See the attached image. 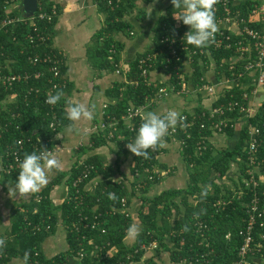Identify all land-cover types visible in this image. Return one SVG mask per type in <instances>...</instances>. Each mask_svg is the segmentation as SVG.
<instances>
[{
	"label": "trees",
	"instance_id": "1",
	"mask_svg": "<svg viewBox=\"0 0 264 264\" xmlns=\"http://www.w3.org/2000/svg\"><path fill=\"white\" fill-rule=\"evenodd\" d=\"M95 1L100 11L104 12L105 20L103 26L93 35V41L88 52L89 57L96 68L114 70L116 68L115 63L120 61L118 52L122 48V43L116 39L115 34L118 32L130 34L134 24L126 18V15L136 8L138 0H121L120 2L114 0L113 4L109 3V0ZM145 1L150 2L152 0ZM39 2L40 5L48 9L55 6L60 14L61 8L57 2L52 0H39ZM256 2L257 0H240L234 8L241 9L242 15L248 18L249 11ZM217 4L221 12V1L218 0ZM180 12L181 10L175 9L172 3L166 7L165 12L161 13L157 19L154 47L144 52L160 49L163 46L161 42L163 33L175 34L183 30H191L190 26L184 25L182 21L175 18V15L178 16ZM59 14L51 21L40 20L38 23L41 30L49 34L46 43L38 40L30 41L28 34L33 32V25L30 21H22L16 26H10L8 30L2 29L0 31V60L5 64L8 63L9 68L7 67V69L31 72L44 69L46 73L41 79L32 77L29 80H21L12 87H6L0 80V154L6 155L9 145L16 144L18 139L24 141V152L29 154L33 151L36 152V146H53L49 141L71 122L67 119L64 108L66 99L64 97L53 106L45 101L46 87L48 86L47 76L50 75V71L47 69L48 65H36L28 59L31 54L42 52L50 46L54 47L52 37ZM146 15L147 11L140 8L137 18L143 20ZM250 24L254 25L253 22ZM112 45L117 48L118 52L111 57L110 48ZM54 49L56 48L54 47ZM212 53L217 62L219 77L234 78L242 69L239 64H237L236 69H232L229 67V63L222 61L235 53L233 49L217 48L212 49ZM61 54L64 56L62 52ZM141 54L130 61L126 81H116L105 89V93L112 98L108 102L106 113L120 117L131 103H145L149 97L158 91L161 85L165 84L164 82L150 83L140 75L138 57ZM201 59L203 57L196 54L191 62L194 67L193 84L197 88L207 82L203 76ZM204 59L207 60L205 57ZM173 64L174 62L170 64L168 71L171 74L175 89H179L181 79L176 70L173 69ZM157 65H160V62L157 61L155 67ZM61 69L64 74L66 72L64 62ZM37 85L42 90L36 96L35 92H29V88ZM66 87H60L57 90L65 91ZM242 91L241 83L235 85L222 93L213 104L216 105L228 100L232 93L237 97H242ZM11 94H15V99L6 101ZM204 109L205 106L202 103L195 108L194 126L190 129L192 131L191 136L186 137L182 131L179 134L186 141L184 149L181 150L189 176L185 186L167 187L154 194L148 193L154 183L161 182L163 177L172 172L171 165L165 166L159 161L157 156L161 150L159 147L156 150H148L149 159H145L143 156L137 157L135 154L131 156V176L129 179H127L128 177L113 178L119 167L104 163L97 154L81 157L89 149L107 143L105 130L100 129L92 135L91 144L79 146L76 151L78 157L70 168L59 172L50 183L38 192L42 195L40 201L34 199L37 194L35 193L29 201L22 203L23 209L20 208V205L13 209L12 235L10 239L6 240V247L0 250V264H13L12 257L20 256L23 258L26 251L30 252L27 264H31L36 258H39L44 264L51 262L70 264L71 257L76 256L82 246L88 250L82 259L85 264H129L131 261H140L144 255V250L136 251V249L143 242L153 240L158 241L156 251L168 250L170 260L175 264H185L183 262L185 258L206 252H208L207 257L211 260L206 264H232L238 258L239 247L243 241L240 230L247 225L245 219L248 216V205L246 203L249 204L251 197L254 196V191L257 190V195L261 203L264 204V181L259 182L257 189L246 187L242 181L245 176H248L247 168L250 166V153L248 151L250 127L248 124H244L237 130L235 120H230L221 133L232 139L231 144L216 148L210 140L206 150L196 152L198 140L212 136L216 132L212 126V121L202 114ZM54 113H56V118H54ZM227 114L234 118L242 115L238 109L228 111ZM52 120H55V128L50 125ZM202 122H205L207 127L202 128ZM249 122L259 128L257 134L259 145L254 156L259 162L258 170L264 174V97L255 113L250 116ZM137 133L138 131L134 133V139ZM131 134V131L123 128L124 137L116 139L121 149L127 154L130 150L124 145ZM235 162L238 163L239 168L238 181L234 179V174H230ZM88 164H93L94 167L80 183L85 209L91 213L93 211L101 213L100 220L106 227V231L101 232V230L86 228L83 232L86 236L82 237V234L79 235L75 229H72V224L78 220L80 213L77 204L78 192L73 182L82 174ZM146 168H149L153 173L156 168H169L170 170L164 174L154 173L153 177L149 178L150 172L146 171ZM19 170H14L7 175L17 182ZM256 175L258 176L259 173L256 172ZM226 177L233 179L235 188L227 184ZM90 180H98L95 190L85 188V184H88ZM62 182L66 183L68 193L61 203H55L50 197V193L56 184ZM138 182L140 185L137 186ZM208 185H211L210 191L206 198H202L201 191ZM240 187L243 188L241 196L239 195ZM109 192L115 193L118 199L110 200L108 198ZM122 195H126L132 209H134V202L140 201L138 202L140 205L138 213L136 212L133 217L124 212L112 211L111 206L119 205ZM221 197L226 199L224 206L214 205V202ZM197 218L208 224L199 232L193 224ZM60 220L66 226L69 247L52 257H47L42 252V243L48 235L55 233ZM136 220L140 223V234L133 243L127 244V229ZM259 220L263 221V224L260 222L255 224L254 245L262 242L264 248V238L262 237L264 215ZM37 224L40 225V228L37 227ZM185 225L188 226L189 231L183 230ZM228 231L231 232L230 238L226 237ZM91 236L94 237L96 243L104 246L102 251L97 250L93 256L90 255V249L94 244L88 242V238ZM108 248H116V250L113 254L104 256ZM36 250L40 251V256L35 255ZM262 255V264H264V250ZM139 264L164 263L149 258L145 263Z\"/></svg>",
	"mask_w": 264,
	"mask_h": 264
},
{
	"label": "built area",
	"instance_id": "2",
	"mask_svg": "<svg viewBox=\"0 0 264 264\" xmlns=\"http://www.w3.org/2000/svg\"><path fill=\"white\" fill-rule=\"evenodd\" d=\"M23 0H0V31L2 29L8 30L10 26H16L19 22L30 21L33 25V32L28 34L30 41L35 42L36 40L46 43L49 39V34L41 30L38 23L40 20H49L51 21L56 17L59 12L55 6L51 9H48L38 2L37 10L33 15H26L21 10ZM120 2L121 0H116ZM222 3V11L220 12L219 5L216 3L214 6L215 19L219 26V31L215 36L214 42L209 46L203 48H197L193 45H189L184 40L185 33L190 30H183L176 32L175 34L163 33L161 36V42L163 46L158 50H151L142 53L138 57V67L140 69V75L150 83H156L151 80V72L155 67L156 62H160V65L169 69L170 64H173V69L176 70L178 77H180L181 87L178 90V93L189 91L190 87L185 80L183 63L185 60H189L191 66V73H193L194 67L192 65V59L196 54L201 55V64L204 65L208 60H215L212 49L217 48H228L233 49L234 54L231 57L224 58L222 61L229 63V67L232 69L237 68L239 64L242 69L237 73V76L234 78H228V80H236L238 84L241 83L243 88L242 97L235 96L234 93L231 94V98L225 100L219 104H212L211 106H205V109L202 111V114L212 121V126L216 130L215 133H221L224 128L228 125L230 120H235L237 122L239 117H233L230 114H227L228 111H233L238 109L242 115H246L247 119L244 124H248L250 127V139H249V168H247L248 176H245L242 181H244L246 187H252L257 189L259 182L264 181V174L258 170L259 162L256 160L254 153L258 148L259 140L257 134L259 133V128L252 125L249 122V118L253 115L257 108L254 107L255 103L259 106L262 100H255L256 96L259 95L262 91L264 93V0H257L256 4L250 9L248 18H245L242 15L241 9L234 8L240 0H220ZM109 3L113 4L114 0H109ZM250 22H253L254 25H251ZM131 33H134V30H130ZM237 37L235 38V36ZM111 57L118 52L117 48L112 45L110 48ZM207 58L206 59H204ZM29 61L33 64H47V69L50 71L48 78V86L46 87L45 101L49 93L55 94V91L60 87L67 86V79L65 78L61 65L64 62V56H62L60 51L54 49L50 46L42 52H37L31 54L28 57ZM121 62L118 61L115 63L116 72L120 73L123 71ZM217 66V62L215 64ZM9 68L8 63H3L0 60V80L6 87H12L16 82L21 80H29L30 78L41 79L45 76L44 69H38L35 72L28 70L22 71H12ZM218 68V67H217ZM129 70V68H128ZM128 70L126 72H128ZM218 70V69H217ZM247 76V77H246ZM246 77V78H244ZM225 78V76H224ZM237 84V85H238ZM233 87V86H232ZM231 87V88H232ZM225 89L224 91H219L217 86L212 83L205 82L198 89H202L207 93L213 95L214 101L218 99L222 93L230 90ZM42 90L40 86H31L29 92H35L36 96ZM171 90H175V86H166L161 85L158 91L149 97L145 103L135 104L131 103L127 110L119 117L116 115L106 113V108L108 103L103 104V111L100 120L94 124V130L98 131L100 129L105 130V135L110 141H117L116 139H122L123 128L131 131V135L128 141L125 142V147L128 143L134 142V133L138 131L142 120L141 117L144 113L148 112L149 105L160 100L164 95H168ZM53 106V105H52ZM182 116L186 117L184 121V127L178 126L175 130H169L166 137L177 140L180 145V150L184 149L186 141L184 137H180L179 134L182 131L186 134V137H190L192 134V127L194 126L195 110L185 111L180 113ZM192 115V118H191ZM241 115V116H242ZM54 118H56V113H54ZM216 118H218L216 120ZM50 125L55 128V120H52ZM201 127H207L205 122L201 123ZM237 127V124H236ZM211 136H206L198 140L196 144V152H202L207 149L208 143ZM209 139V140H208ZM91 144V142H88ZM84 143L79 142L77 147L83 145ZM47 148L50 151L55 152L54 146H36V152L39 153ZM25 145L22 139H18L16 144L9 145L6 155L0 154V180L3 176L12 173L14 170L19 169V163L24 159ZM93 164H88L86 169L79 175L73 182V185L76 187L78 192V202L80 213L77 221L73 222L72 229H75L79 235L82 234V237H85L86 234L83 233L84 229H96L101 230V232L106 231V227L103 225V222L100 220L101 213L93 211L88 212L85 209V201L83 194L81 193L80 183L82 180L88 176ZM146 171L150 172L149 178L153 177L154 173H168L169 168L159 169L156 168L154 173L146 168ZM256 172L259 175H256ZM239 180V179H238ZM98 185V180H90L88 184H85V188H91L95 190ZM140 185L138 182L137 186ZM235 188V185L232 186ZM240 196L243 194V188L240 187ZM113 193V192H112ZM76 197V198H77ZM42 195L37 193L34 196L36 201H40ZM226 199L221 197L214 205L221 206L225 204ZM248 205L247 212L248 216L246 217L247 225L244 229L240 230V234L243 235L242 244L239 247L238 258L234 260L232 264H262L263 259L261 257L264 250L263 243L258 242L254 245L255 235L254 227L255 224L261 222V219L264 215V204L261 203L259 196L257 195V190L254 191V196L251 197L250 202L246 203ZM222 206V207H223ZM111 209L113 212L120 211L124 212L126 215L134 216V209L131 208L129 200H127L126 195L120 197L119 205H112ZM91 213V214H90ZM196 226V230L202 231L204 227L208 226L206 222L200 220L199 218L193 223ZM37 227L40 228V225L37 224ZM226 237H231V232L226 233ZM264 238V233H262ZM90 244L94 246L90 249V255L93 256L97 250H103L104 246L96 243L94 237L91 236L88 238ZM158 247V241L153 240L150 242H143L137 249L144 250V254ZM116 248H108L104 256L111 255L115 252ZM88 250L85 246H82L78 251L75 257V264H85L83 262V257L87 254ZM261 254V255H260ZM36 256H40V251H35ZM208 252L197 254L196 256H190L185 258L183 262L185 264H206L210 262V258L207 257ZM263 256V255H262ZM145 263V262H144ZM31 264H44L39 258H36ZM47 264H61V262H51ZM68 264V263H67Z\"/></svg>",
	"mask_w": 264,
	"mask_h": 264
},
{
	"label": "crops",
	"instance_id": "3",
	"mask_svg": "<svg viewBox=\"0 0 264 264\" xmlns=\"http://www.w3.org/2000/svg\"><path fill=\"white\" fill-rule=\"evenodd\" d=\"M52 1L60 4L61 8L58 20L54 26L55 30L52 37V45L64 55V64L66 65L64 76L67 79V87L65 91H63L64 98L66 101H72L74 103H86L89 107L93 104L96 106L93 120H81L75 122V126L81 130L79 133L66 134L65 129L69 124L73 123L71 121L62 131L49 141L54 147L62 150V152H59L56 156L61 161L62 170H66L70 168L78 157L77 152L72 156L73 152H75L74 150L78 149V143L82 142L85 145H89L88 142L91 141L92 135L96 132L93 128L94 124H96L102 116L103 104L112 100V98L105 93V89L116 81H126V71L130 68V61L144 52L149 45L146 44L148 41L146 40L145 32L142 30L147 24L145 19L139 20L135 16L133 17L129 14L126 15V18L133 22V24L136 23L140 33L135 37H128L125 35L127 33L124 32H118L115 34L116 39L122 43V48L118 53L120 55V62L123 71L118 73L115 70L116 68L114 70H100L91 63V58L89 57L88 52L93 41V35L104 24V12L100 11L95 0ZM167 2H169V0H167ZM169 4H167L166 7ZM20 11L25 13L23 7ZM131 30L133 29L131 28ZM153 45L154 44H151L150 47ZM215 64L216 62L211 59L208 60L206 64L202 65L203 76L208 83L215 84L219 91H224L225 89H229L238 84L236 80H228L226 77H219L217 66H215ZM183 68L184 76H187V79L185 80L188 83L190 90L181 93L177 92L180 89L171 90L168 95H164L160 100L150 104L148 111L157 112L161 115L165 114L169 109H175L179 113L185 111L191 112L195 110L200 103L207 107L214 103V98L211 93L198 89L193 84V74L191 73L189 60L184 61ZM151 80L153 82H164V85L169 87L173 85L171 74L161 65H157L152 70ZM258 96L259 95L255 98L257 102ZM14 99L15 94H11L6 101H13ZM254 107H258L257 103H255ZM64 108H66V103ZM244 119H247L246 115H242L238 118L236 122L237 130L240 129L238 124H240V127L244 125L246 121H243ZM219 135L220 134L215 133L210 138L215 147V140ZM57 136L60 138H57ZM164 139L166 146L161 148L157 156L161 164L165 166L171 165L172 172L170 175L163 177L161 182L154 183L151 186L149 193H156L167 187L185 186L188 183L189 176L187 173V166L182 157L179 142L168 137H165ZM227 139L231 144L232 139L228 137ZM92 154H97L106 164H112L113 166L119 167L113 178H130L132 163L131 156L133 153L131 151L128 154L125 153L117 141L108 140L105 144L89 149L87 152L83 153L81 157ZM62 170L53 169L49 174V183ZM168 177H171L172 181H168L163 185V181L167 180ZM16 183L17 182L8 175L3 176L0 180V237L5 238L6 240L10 239L12 235L13 209L17 205H20V208L23 209L22 203L29 201L34 196V194H30L29 196L20 199L19 194H17L15 198L11 197L9 189L14 188ZM67 193L68 187L66 183L63 188L56 184L51 190L50 197L55 203H61L65 199ZM135 223L137 224L139 221L136 220ZM68 247L69 243L66 236V226L62 220H60L55 233L48 235L43 241L42 252L45 256L52 257L63 250H67ZM146 255L147 253L142 256L140 261H131L129 264L143 263L149 258H154L158 262L164 263L162 257L158 253L154 255L152 254V256L151 254H148L149 256ZM75 260V257H71L70 264H75ZM11 261L13 264H23V258L20 256H13Z\"/></svg>",
	"mask_w": 264,
	"mask_h": 264
},
{
	"label": "clouds",
	"instance_id": "4",
	"mask_svg": "<svg viewBox=\"0 0 264 264\" xmlns=\"http://www.w3.org/2000/svg\"><path fill=\"white\" fill-rule=\"evenodd\" d=\"M218 0H171L175 9L181 12L175 18L182 21L184 25L190 26L191 30L185 33L184 40L187 44L197 48L209 46L215 40L219 31V26L215 19L214 6ZM64 97L63 90H57L55 94L49 93L46 103L49 105L58 104ZM67 119L72 121L65 132L66 134L79 133L81 130L75 126V122L81 120L91 121L94 119L96 111L95 104L89 107L83 102L66 101L65 108ZM142 123L134 142L128 143V149L137 157L143 156L149 159V149L156 150L158 147L166 146L165 137L169 130H175L176 127H184L186 117L182 116L175 109H169L161 115L157 112L148 111L141 117ZM57 138H60L57 136ZM19 175L14 188L9 189L11 197L15 198L19 194L20 199L40 192L49 183V174L53 169L62 170L61 161L53 151L44 148L37 153H25L24 159L19 163ZM211 185L205 186L201 191V197L206 198ZM110 200L118 199L115 193L109 192ZM184 231H189L187 225L183 227ZM140 227L133 222L127 229V237L136 238L140 234ZM6 247V239L0 237V250ZM30 258V252H25L23 264H27Z\"/></svg>",
	"mask_w": 264,
	"mask_h": 264
},
{
	"label": "rangeland",
	"instance_id": "5",
	"mask_svg": "<svg viewBox=\"0 0 264 264\" xmlns=\"http://www.w3.org/2000/svg\"><path fill=\"white\" fill-rule=\"evenodd\" d=\"M170 1L171 0H169V2H167V0H152L150 2H146L145 0H138L136 8H134L133 11L129 14L130 16L137 17V14H138L140 8H144L147 11V15L144 18L147 24L142 29L145 32L146 40L148 41L146 43L147 45H149V47L147 49H150V48H152L154 46L153 45V46L150 47L151 44H154V35H155L156 23H157L156 19L158 18V15L160 13L165 12L166 5L171 3ZM132 29L134 30V33L130 32V34H125V35L128 36V37H135V36H137L140 33V30H139L138 26H136V23H134V27H132ZM263 96H264V93L262 91L259 94V96H258V100H262ZM245 120L246 119H244L243 121H245ZM238 126H239V128H241L240 124H238ZM217 134H220V135L215 140L216 148L225 147L226 145L230 144V141L227 139V137H226V135L224 133H217ZM74 151L75 152H73L72 156L75 155L77 150L75 149ZM59 152H62V150L61 149H57L55 147V152L54 153L57 155ZM230 174L231 175L234 174V179L238 181V179H239V176H238L239 175V168H238V163L237 162L233 163L232 169L230 171ZM225 180L227 181V184L229 186H234L235 185L232 178L226 177ZM168 181H172L171 177H168L167 180H164L163 181V185H165ZM58 185H59V187L63 188L65 186V182H62L61 184H58ZM149 194H154V193L150 192ZM138 202H140V201H138ZM138 202H134V206L133 207H134L135 213L136 212L138 213V207L140 206ZM137 224H138V226H140V223H137ZM134 241H135V238L133 239V238L126 237L127 244H131ZM146 253H147V255L151 254V256H152V254L154 255V254L158 253L162 257V259L164 261V264H175V263H173L170 260L169 251H167L165 249L164 250L161 249L159 251H156V249L155 250L151 249V250L147 251ZM132 262H134V261H132Z\"/></svg>",
	"mask_w": 264,
	"mask_h": 264
},
{
	"label": "water",
	"instance_id": "6",
	"mask_svg": "<svg viewBox=\"0 0 264 264\" xmlns=\"http://www.w3.org/2000/svg\"><path fill=\"white\" fill-rule=\"evenodd\" d=\"M38 2L39 0H23L22 1L23 10L25 11L26 15L30 16L36 12Z\"/></svg>",
	"mask_w": 264,
	"mask_h": 264
}]
</instances>
